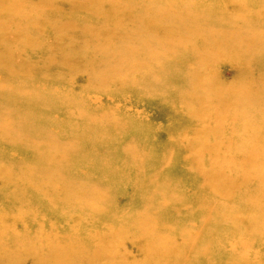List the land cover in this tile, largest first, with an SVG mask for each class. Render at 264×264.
<instances>
[{"label": "rangeland", "instance_id": "obj_1", "mask_svg": "<svg viewBox=\"0 0 264 264\" xmlns=\"http://www.w3.org/2000/svg\"><path fill=\"white\" fill-rule=\"evenodd\" d=\"M72 1L74 7L68 0H0V264H87L96 256L101 261L88 264H149L150 251L130 235L136 231L178 247L168 253L171 261L196 253L200 247L179 242L202 231L239 242L247 223L236 216L249 208L239 210L224 197L195 200L187 185L193 172L181 163L191 166L217 151L227 175L252 176L241 183L250 192L261 183L251 167L264 159V0H119L111 8ZM117 30L104 46L105 32ZM57 87L62 99L54 95ZM107 90L116 102L104 99L109 95L100 91ZM246 91L255 95L251 102L228 99ZM70 100L80 105H67ZM130 119L134 130L127 129ZM108 126L120 141L113 153L92 134ZM65 128L88 140L79 146L74 138L61 140ZM11 136L22 142L12 146ZM59 146L87 156L56 160ZM49 153L51 164L38 158ZM128 159L146 160L147 169L109 174L112 163ZM64 165L75 175L62 176ZM122 187L137 193L138 202L113 198L112 189ZM121 228L127 233L119 235ZM66 234L74 235L71 245L58 244ZM202 253L209 258L210 251ZM245 253L253 249H223L219 259L264 264L257 255L246 261ZM64 257L70 261L61 262Z\"/></svg>", "mask_w": 264, "mask_h": 264}, {"label": "bare ground", "instance_id": "obj_2", "mask_svg": "<svg viewBox=\"0 0 264 264\" xmlns=\"http://www.w3.org/2000/svg\"><path fill=\"white\" fill-rule=\"evenodd\" d=\"M89 1L90 0H85L84 2L80 3L79 7H84ZM91 1L95 5H97L98 8H111L119 2V0H104L102 2H100L101 0H99V1L91 0ZM58 2L59 1H56V3H58ZM66 4L74 7V1H72V0H68V2L65 3V5ZM119 30H117L116 33H113L112 31L105 32V38H102L103 40H101L102 44L104 46H107L109 43L113 42L112 38L119 36V34H118ZM126 31H124V32H126ZM101 41H99V42H101ZM96 47H99V46H96ZM237 55H239V54H237ZM67 57L65 58V61H64L65 67H67L66 65H67V63H69L68 61L71 60V58H67ZM233 57H236V54H233ZM250 57L253 59L255 56H250ZM240 58H242V57H240ZM224 60H226V59H224ZM75 72L77 73V75L81 76L82 79L85 78L84 74L81 73L83 71L77 72V70H75ZM113 76H114V80L112 83L115 84L116 82H114V81L116 80V74H114ZM106 77H109V76L106 75ZM193 80H194L193 83L197 86L198 82H199V77L198 78L195 77V78H193ZM84 83H86V82H84ZM59 87H63V86L59 85ZM59 87L54 89V92H55L54 95L59 97V99H62V96H59V94H58V91H60ZM64 87H66V86H64ZM76 87H77V85H76ZM124 87L125 86H123L121 89L123 90ZM3 90H5V89H3ZM94 90H96V91H94ZM99 90L100 89H93V92L95 93ZM5 91H7V90H5ZM100 92H104L107 95H109V96H107V98H104V99H107L110 103L116 102V101H114V99L113 100L111 99L110 95L112 93H109V90L100 91ZM247 92L248 91H246L244 95L239 96L238 99L230 98V97H228V95H227V97H228V99L233 100V102H232L233 105H238V104H241L243 102H245V103L251 102L252 99L255 98V95H253L252 93H247ZM34 93H36V92H34ZM31 94L32 93H30V95ZM195 94H197V93H195ZM195 94L192 93L190 97H192ZM49 95L47 96V98H48V100H51L49 98ZM39 96H41V95H39ZM84 97H85V95L82 94V98H84ZM94 98H95V96H94ZM23 99L28 101L30 99V96L27 95ZM98 100L99 99L96 98L95 102ZM117 100H118V98H117ZM194 100L195 99L193 97L191 99H189V101L191 103ZM92 101H94V100H92ZM234 102H236V104H234ZM67 103H68L67 105H69V103H71V100ZM71 104L77 106V105H80V102L72 100ZM81 107L82 108L84 107L83 104H81ZM80 112H87V111L86 110H80ZM110 113L115 114V111L111 110ZM69 117L71 119L73 118L71 116H69ZM79 119H81V118L79 117ZM114 123L115 122L112 121L110 123V125H114ZM131 123H132L131 119L127 121V123H126V124H128L127 129L128 130L136 129V127L132 125L133 123L132 124ZM115 125L121 126V125H123V123H122V121H118V122L116 121ZM111 128L113 129V126L105 127L101 131H94L92 134H93V138L95 139V141H98L99 143L104 144V145L107 144L109 146L108 150L113 153L115 145H117L119 147L120 141L117 142L118 140L114 141V139H111L112 134L109 133V131L112 130ZM201 128H203V127L201 126ZM205 128L209 129L210 133H213V131H214L213 127L211 128L210 126H207ZM65 129H66L65 131L63 130V132L60 133L61 135L63 134L61 137V140L68 139V138H74L75 142L77 143V146H79V143L82 139L88 140V138L84 137V135L82 133L78 132V130L73 132V129H70V128H65ZM127 132H126L127 134H130L132 131H127ZM205 133L208 134L207 131ZM21 137L23 138V136H11V137H9V139L11 140L9 142H11L13 144L12 146H14V144L22 142ZM122 138H125V137H122ZM110 141H114V142H110ZM206 143L207 142H203L202 145H204ZM197 145H201V144L198 143ZM248 152H252V150H249ZM75 154L76 155L82 154L83 156H87L86 152H84V151H81V150L74 151V146L71 147V150L65 146H63V147L59 146L57 151L55 150L54 154L52 156L56 160H58L59 158H65V160L68 161L71 158L70 156H72V158H73ZM213 154H216L219 156L215 157ZM49 155H50V153L45 156L46 159L43 158V156L38 157V158L43 162L47 161V162H49V164H51L52 160L49 158ZM27 156H29V155L24 154L25 158H28ZM226 157H228V156H226ZM38 158H37V161H38ZM89 158L91 159L92 157L90 156ZM223 159H226V158L221 157L217 151H212V156L208 159H203L202 157H200L199 160L197 158L193 159L191 166L187 164L190 161L182 162L181 165H182V168L185 169L186 167H188L187 170H192V172H193L192 175H188L187 185H189L191 192H193V191L197 192L196 195H194V196L191 195V196L197 198L195 200H198L201 203H212L213 199H218L222 202V197H224L225 199L227 198L229 200H232V201L238 203L237 205H238L239 210L240 209L243 210L244 208H249V212H247V213L245 212V214H242L243 212H239L238 215L236 216L238 221L243 220L247 223L246 227L244 228V232H243L242 236L239 237L240 238L239 242L234 241L232 238H228L229 236L226 237L224 235L225 232L223 234H220V232H217L216 234H214V238H213L207 234H204L202 231L199 235H196L193 238L189 237V238L179 242V244L183 245L185 248H188V247L191 248L192 246L200 247L196 253H193L191 255L186 254V256H184V258L182 257V259L180 261H178L177 259H176L177 261L176 260L171 261L167 257V255L170 251H179L178 247L171 249V248H169L168 245H160L159 241L157 240L156 234L151 235L148 232L149 234L146 235V234H142L138 231H136L135 233H130L132 238L136 237V239L140 240V243L143 244V246L145 248L147 247V249L150 251V252L146 253L147 260H148L149 264H196L195 259L201 260L198 264H207L208 262L210 264H236V261H232V256H228L227 258L222 259L223 261H220L219 255L223 249H229L232 252H234L238 249H244V250L253 249V253L251 255L247 254V253H245V255H244V257L246 258V261H249V262L252 261L253 255H257V258L264 257V199L261 200V198H264V179H262V178H264V159L263 158L262 159L257 158L254 166L251 167L252 172H254L253 174L255 175V177H258V179H261V183H259V184L256 183L255 186H253V191H251V192L248 188L249 186L241 185V183L247 182L249 180V178L252 177L251 175L246 174L247 170H243L240 173L237 171L236 176H233V178H232V176L227 175V173L225 171L226 167L223 164L224 162L221 161ZM65 160H63V161H65ZM137 161L139 163H136V162L131 161L129 159L123 161V163H121L120 161L117 160L114 163H112V165H111L112 170H110L108 172H110L109 174H113L112 172H116V171H120L123 173L136 172V174L139 175V174H141V172H144L147 169V165H146V160L145 161L137 160ZM175 163H177V162H174V164H172V165H175ZM65 165H64V168H62L59 173H62V176H70L72 174L75 175L73 167H71L69 165L68 166H65ZM49 167H50V165H49ZM172 168L173 167L171 166L170 169L172 170ZM77 170H79V169H77ZM227 170H228V172H231V169H229V167L227 168ZM168 171H170V170L168 169ZM201 182H203V183L201 184ZM106 185L108 186L107 181H105L101 187L103 188ZM199 191L204 193V197H202V195ZM111 192L113 193V198H115V197L125 198L128 196H130V197L132 196L135 202H138V200H139V196L137 193H134L133 191H130V190L126 189L125 187H122V189H120V190L112 189ZM233 192H235V194H233ZM248 193H249V199L245 198L248 196ZM163 195L165 197L167 196L169 199H174L172 197L173 193L168 189H165V191L163 192ZM133 199H132V202H134ZM99 200H102V199L99 198ZM161 220L164 221V218H162ZM144 221L145 220H141V223H143ZM154 232H156V231L154 230ZM126 233L127 232L123 228H121V230L118 232L119 235H123ZM73 239H74L73 234H66L65 236L61 237V239L57 243L69 246V245H71V242L73 241ZM176 244L177 243L174 242V245H176ZM106 245L110 246L111 243H108ZM46 246H48V245H46V244L42 245V247H46ZM213 246H215V247H213ZM33 251L37 252V249L34 248ZM202 251H210L208 259L203 258V259H205V260H203L200 258V255L203 254ZM95 254H96V252H95ZM146 255L145 254L142 255V256H144L145 261H146ZM61 259L62 260H60L58 258L57 260L58 261L60 260L61 262L64 261L66 263L70 261L69 259H66L65 257L61 258ZM115 259H116V257H115ZM90 260H91V261H89L90 263H95L97 260L101 261L99 256H96V258L94 257V259H90ZM109 261L111 263H114L113 262L114 259L112 260V257L109 258ZM120 261H123V259H121ZM83 264H86V263H83ZM140 264H146V263H140Z\"/></svg>", "mask_w": 264, "mask_h": 264}]
</instances>
